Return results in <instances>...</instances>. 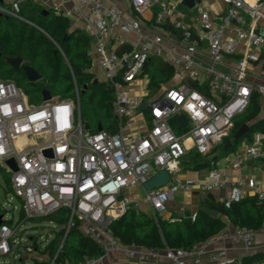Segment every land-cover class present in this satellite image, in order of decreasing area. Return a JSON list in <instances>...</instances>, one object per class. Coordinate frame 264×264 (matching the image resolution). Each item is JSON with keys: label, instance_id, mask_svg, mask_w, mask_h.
Masks as SVG:
<instances>
[{"label": "built area", "instance_id": "2783aa9c", "mask_svg": "<svg viewBox=\"0 0 264 264\" xmlns=\"http://www.w3.org/2000/svg\"><path fill=\"white\" fill-rule=\"evenodd\" d=\"M27 1L84 23L92 39L90 72L98 70L97 81L114 91L117 130H86L79 98L32 104L15 82L0 80V163L12 174L26 217L66 211L67 235L76 229L101 252L77 264H264V224L258 230L227 225L210 239L178 249L128 245L111 227L130 211L176 222L166 218L170 207L178 194L195 189L213 194L229 188L228 208L246 190L264 200L254 179H233L225 169L211 170L204 180L181 178L192 150L210 155L247 111L255 90L264 96V86L250 79V67L264 56V0H222L226 11L219 16L211 14L207 0H194L193 8L186 0H129V10L106 0H3L0 14L22 20ZM153 11L156 16L146 23L144 15ZM152 58L175 76L150 97L145 69ZM145 102L148 109L139 112ZM181 117L185 127H179ZM263 158L257 133L230 166L240 170ZM9 159L17 173L4 165ZM161 171L168 184L146 192L144 184ZM176 211L184 215L185 205ZM18 240L2 215L0 257H13ZM50 264L66 263L55 257Z\"/></svg>", "mask_w": 264, "mask_h": 264}, {"label": "trees", "instance_id": "16d2710c", "mask_svg": "<svg viewBox=\"0 0 264 264\" xmlns=\"http://www.w3.org/2000/svg\"><path fill=\"white\" fill-rule=\"evenodd\" d=\"M43 10L41 5L27 1L21 6L22 20L0 16V80L17 83L32 104L43 102L45 90L49 91L53 98L62 100L79 98L81 119L90 126L91 132H98L99 127L104 131L115 132L117 121L113 113L114 91L104 83H96L94 74L90 72L91 37L81 30H72L71 21L54 10L50 9L48 15H44ZM66 35H69V39L65 41ZM55 50H58L57 54L54 53ZM16 57H21L25 64L37 70L42 80L30 83L23 72L14 71L6 63V59ZM78 70H81V74L77 73ZM145 75L149 79L148 93L151 97L171 81L175 73L162 60L152 58L145 69ZM80 85L83 88L82 92L79 89ZM259 111L258 96L255 95L251 98L248 110L235 118L234 129L230 132L229 138L232 139L242 125L256 119ZM258 130L264 132V121L255 123L245 138H249ZM193 153L196 154V158L190 159ZM219 158L220 155L214 157L212 161L201 162L203 159L201 155L191 151L182 165L189 159L188 163L193 169L201 170L211 165L216 166ZM262 160L264 161V158ZM0 174L6 184L5 192L14 193L12 174L1 163ZM204 207L217 211L219 216L209 215L203 210ZM223 218L234 227L258 230L264 224V200L254 195L245 197L228 208L224 202H218L212 194H207L195 218L190 215L180 217L176 222L164 218L156 222L147 214L130 211L111 227L128 245L178 249L189 248L217 235L227 226ZM37 219H46L63 231L55 233L54 238L42 252L47 259L34 260L32 264H50L55 257L58 262L77 264L87 257L101 254L96 245L78 230H71L65 236V226L69 220L66 211L60 210L53 215L33 219H27L23 211L19 225L25 220ZM34 248L35 251L39 250L37 245Z\"/></svg>", "mask_w": 264, "mask_h": 264}, {"label": "crops", "instance_id": "0c3cea01", "mask_svg": "<svg viewBox=\"0 0 264 264\" xmlns=\"http://www.w3.org/2000/svg\"><path fill=\"white\" fill-rule=\"evenodd\" d=\"M106 2L109 4H119L124 9L129 10V0H106ZM205 4L209 7L211 14L213 16L222 15L226 11V6L222 2V0H207ZM156 14H157V11L149 12L148 14L145 15V17H143V20L146 23H151V20L156 16ZM71 27H72L71 28L72 30H81V31L85 32L84 31V29H85L84 23H74V22L72 23L71 22ZM92 51H93V48L91 47L90 55L92 54ZM250 79H251V81H253V83L255 85L264 86V56L262 57V62L260 64L252 65L250 67ZM255 95L258 96L260 111H259V114H258L256 119L247 123V125L250 127V130H251V127L255 123H257L259 121H264V96L258 90H255L253 96H255ZM257 133L262 135L263 146H264V132L262 130H258L256 133L251 134V136L249 138H245V136H243L239 141L234 143L231 150H229L227 152H222L223 146H220L219 150H218L220 158H219L216 166L211 165V167H209V168L207 167L209 169V173L211 172V170H213L215 168L225 169L227 171V173L233 179H236L238 177H242L245 180L254 179L258 184H260L262 186L263 191H264V161L263 160H261L260 162H257V163L246 162L244 167L240 170H233L230 166V162L233 161V159L235 158V154L243 152L252 143L254 135ZM192 151H196V150H192ZM214 151L208 156H201V157L203 159L208 158L207 161H209V160L212 161L213 158L215 157V156H212ZM188 160L189 159H186L182 165L181 178L182 179H196V178L200 179V174H199L200 170L193 169L192 166L189 165ZM209 173H208V175H209ZM208 175H206L204 179H206L208 177ZM204 179H200V180H204ZM138 193H139V191L135 192V194H138ZM194 193L199 195L200 198H201V196L203 197V195L204 196L207 195V194L202 193L201 190L195 189V190L188 192V193L178 194L179 197L177 196L175 203H177L178 206H180L181 204L186 205V203H187V205H191L192 202L189 199V197ZM212 195L216 201L224 202L230 196V189L227 188V189H224L221 191H217V192L213 193ZM254 195H255V192L252 190H246L245 191V197H250V196H254ZM172 205H173V208H171V211H170L171 213H168L166 215V218L171 217L173 211H176V209L178 208V206L175 205L174 203ZM177 214H179V213L177 212ZM178 218H180V216ZM228 225L232 226L231 224H228Z\"/></svg>", "mask_w": 264, "mask_h": 264}, {"label": "rangeland", "instance_id": "374dc122", "mask_svg": "<svg viewBox=\"0 0 264 264\" xmlns=\"http://www.w3.org/2000/svg\"><path fill=\"white\" fill-rule=\"evenodd\" d=\"M44 10L49 11L48 7H44ZM148 14V13H147ZM146 15V14H145ZM144 15V17H145ZM96 74L98 70H95ZM94 75V80L97 81V75ZM17 84V83H16ZM18 85V84H17ZM19 86V85H18ZM108 87V86H107ZM109 88V87H108ZM80 92L83 91L82 86L79 87ZM234 129V126L232 130ZM231 130V131H232ZM212 156H219V151H214ZM211 156V157H212ZM196 158V154L193 153L190 155V159ZM208 158L200 160L201 162H206ZM200 179H204L209 173L208 168L201 169L199 171ZM6 184L3 180L2 175L0 174V214L4 215V220L17 230L18 243L14 247L13 257H0V264H32L34 260H44L47 259L46 255H43L42 252L45 250V247L50 243L54 238L55 233H58L60 230L56 224L49 222L46 219H37V220H25L22 224L19 225L21 220V215L23 212L22 202L17 198L14 193L5 192ZM179 197V195H177ZM206 196L203 195L201 198L197 194H192L189 199L191 200V205H185V214H177V211H173L172 217H188L195 214L203 205V201ZM178 206L177 203H174ZM173 208V205L170 209ZM171 213V212H170ZM167 215V214H166ZM29 219V218H27ZM224 221L230 224L225 218ZM67 232L65 230V236ZM37 245L39 250L35 251L34 246ZM31 249L32 251H29ZM17 257V259H15Z\"/></svg>", "mask_w": 264, "mask_h": 264}, {"label": "water", "instance_id": "95a60500", "mask_svg": "<svg viewBox=\"0 0 264 264\" xmlns=\"http://www.w3.org/2000/svg\"><path fill=\"white\" fill-rule=\"evenodd\" d=\"M3 0H0V3H2ZM195 1L194 0H186L184 4L188 6L189 8H193ZM44 15H48L49 11L43 10ZM0 16H2L0 14ZM262 35H264V29L260 31ZM69 35H66L64 40H68ZM55 54L58 53V50H55ZM6 63L13 68L14 71L18 72L21 71L24 74V77L27 79L28 82L30 83H36L38 81L42 80L41 74L35 70L32 66H29L23 62V59L21 57H16V58H7ZM78 74H81V70L77 71ZM98 83V81H95ZM43 98L44 102H50L52 100L51 93L47 90L43 92ZM148 109V104L145 102L142 107L140 108L139 112L146 111ZM188 121L185 117H181L179 121V127H185L187 125ZM85 129L90 130V126L85 123ZM103 129L99 127V131L101 132ZM250 132V127L247 124L242 125L238 131L236 132L235 136L233 139L227 138L225 141V144L222 147V152H227L229 151L234 143L239 141L243 136H245L247 133ZM45 155L52 157V151H46ZM4 165L9 168V170L12 173H17L19 171V168L15 162L14 159H9L7 160ZM169 182L168 176L165 171L159 172L157 175L152 177L149 181H147L144 184V189L146 192H151L154 189L157 188H163L165 187ZM203 210L208 213L209 215L213 217H218L219 213L215 210L209 209L207 207H204ZM2 224V215H0V225Z\"/></svg>", "mask_w": 264, "mask_h": 264}]
</instances>
